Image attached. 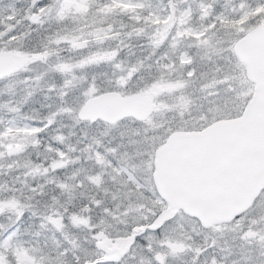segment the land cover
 Listing matches in <instances>:
<instances>
[{"label": "snow or ice", "instance_id": "snow-or-ice-1", "mask_svg": "<svg viewBox=\"0 0 264 264\" xmlns=\"http://www.w3.org/2000/svg\"><path fill=\"white\" fill-rule=\"evenodd\" d=\"M0 264H264V0H0Z\"/></svg>", "mask_w": 264, "mask_h": 264}]
</instances>
